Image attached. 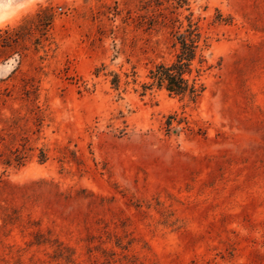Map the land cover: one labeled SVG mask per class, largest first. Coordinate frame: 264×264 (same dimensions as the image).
I'll return each instance as SVG.
<instances>
[{"label":"rangeland","instance_id":"374dc122","mask_svg":"<svg viewBox=\"0 0 264 264\" xmlns=\"http://www.w3.org/2000/svg\"><path fill=\"white\" fill-rule=\"evenodd\" d=\"M189 24L199 97L144 90ZM0 264H264V0H43L0 27Z\"/></svg>","mask_w":264,"mask_h":264},{"label":"trees","instance_id":"16d2710c","mask_svg":"<svg viewBox=\"0 0 264 264\" xmlns=\"http://www.w3.org/2000/svg\"><path fill=\"white\" fill-rule=\"evenodd\" d=\"M200 38L197 27L189 24L187 30L176 37L178 48L173 61L152 67L147 74L148 82L142 85L143 89H163L168 94L187 97L191 101L197 99L203 88L202 85H197L196 79L200 69L193 68L192 64L195 60L199 65L204 62L201 52L206 44L202 40L201 47ZM194 72L195 75H192ZM31 244L40 243L34 241Z\"/></svg>","mask_w":264,"mask_h":264},{"label":"clouds","instance_id":"9594fccd","mask_svg":"<svg viewBox=\"0 0 264 264\" xmlns=\"http://www.w3.org/2000/svg\"><path fill=\"white\" fill-rule=\"evenodd\" d=\"M43 0H0V27L15 23L27 14L29 6Z\"/></svg>","mask_w":264,"mask_h":264}]
</instances>
